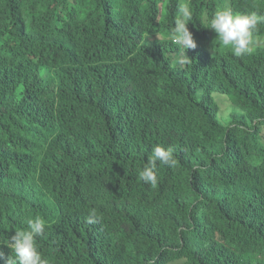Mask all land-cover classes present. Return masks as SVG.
Returning <instances> with one entry per match:
<instances>
[{"label": "trees", "instance_id": "16d2710c", "mask_svg": "<svg viewBox=\"0 0 264 264\" xmlns=\"http://www.w3.org/2000/svg\"><path fill=\"white\" fill-rule=\"evenodd\" d=\"M179 2L0 0V240L39 216L48 264H264V24L242 57L200 24L264 0H190L183 66Z\"/></svg>", "mask_w": 264, "mask_h": 264}, {"label": "clouds", "instance_id": "9594fccd", "mask_svg": "<svg viewBox=\"0 0 264 264\" xmlns=\"http://www.w3.org/2000/svg\"><path fill=\"white\" fill-rule=\"evenodd\" d=\"M193 19V9L190 0H180L173 23L160 39L173 47V63L178 66L187 65L191 62L186 52L197 47L192 33L187 25ZM204 28L211 29L215 33L214 43L221 49H230L236 57L251 55L255 51L254 45L258 42L257 26L264 24V15L256 12L250 14L234 12L229 7H223L212 13L211 16L203 14L201 23ZM223 107L227 116L231 112L229 102ZM172 167L176 160L171 148L155 145L147 162L138 173L141 182L157 183V164ZM89 217L87 223H94ZM46 222L39 216L26 220V227L15 231L14 235L0 240V246L6 247L4 253L0 251V264H48L37 246L38 238L45 233Z\"/></svg>", "mask_w": 264, "mask_h": 264}, {"label": "rangeland", "instance_id": "374dc122", "mask_svg": "<svg viewBox=\"0 0 264 264\" xmlns=\"http://www.w3.org/2000/svg\"><path fill=\"white\" fill-rule=\"evenodd\" d=\"M214 98H215V101L217 102V104H219L221 106V113L222 114L226 111V109L223 107L225 102H229L230 103L231 111L233 112V109H232V106H231V102H230V100H229V98L227 96L214 94ZM177 264H184V263H177Z\"/></svg>", "mask_w": 264, "mask_h": 264}]
</instances>
